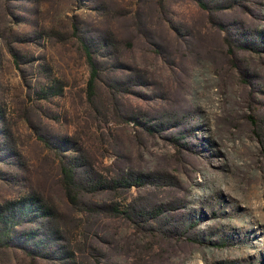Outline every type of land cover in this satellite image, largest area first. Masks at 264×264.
<instances>
[{
	"label": "rangeland",
	"instance_id": "rangeland-1",
	"mask_svg": "<svg viewBox=\"0 0 264 264\" xmlns=\"http://www.w3.org/2000/svg\"><path fill=\"white\" fill-rule=\"evenodd\" d=\"M0 215V264H264V0H0Z\"/></svg>",
	"mask_w": 264,
	"mask_h": 264
},
{
	"label": "trees",
	"instance_id": "trees-1",
	"mask_svg": "<svg viewBox=\"0 0 264 264\" xmlns=\"http://www.w3.org/2000/svg\"><path fill=\"white\" fill-rule=\"evenodd\" d=\"M82 45H83V48H84L85 53L87 55L89 64L93 68V77L90 81V90L93 91L95 89L97 70H96L94 63H93L90 47L87 44H85L84 42L82 43ZM70 173H71V171L69 172V170L65 169V175H66L68 180L71 179ZM8 223H10V220H7L2 215H0V242L1 243H7L8 240L10 239V233L6 231V226ZM3 224H4L5 228L2 227Z\"/></svg>",
	"mask_w": 264,
	"mask_h": 264
}]
</instances>
